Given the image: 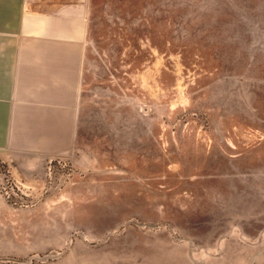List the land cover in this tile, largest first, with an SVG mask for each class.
<instances>
[{
  "label": "rangeland",
  "instance_id": "obj_1",
  "mask_svg": "<svg viewBox=\"0 0 264 264\" xmlns=\"http://www.w3.org/2000/svg\"><path fill=\"white\" fill-rule=\"evenodd\" d=\"M71 157L0 152V264H264V0H93Z\"/></svg>",
  "mask_w": 264,
  "mask_h": 264
},
{
  "label": "crops",
  "instance_id": "obj_2",
  "mask_svg": "<svg viewBox=\"0 0 264 264\" xmlns=\"http://www.w3.org/2000/svg\"><path fill=\"white\" fill-rule=\"evenodd\" d=\"M93 0H0V152L71 157Z\"/></svg>",
  "mask_w": 264,
  "mask_h": 264
}]
</instances>
